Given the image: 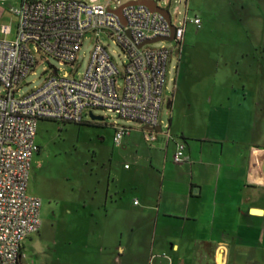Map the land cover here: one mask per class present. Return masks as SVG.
Segmentation results:
<instances>
[{
  "label": "crops",
  "instance_id": "crops-1",
  "mask_svg": "<svg viewBox=\"0 0 264 264\" xmlns=\"http://www.w3.org/2000/svg\"><path fill=\"white\" fill-rule=\"evenodd\" d=\"M254 1L221 0L213 15L243 36L220 39L205 81L185 77L166 98L168 124L155 128L143 163L133 167V176L145 178L134 192L108 180L97 206L95 189L90 205L84 201L85 238L102 243L86 248L97 255L90 264H264V39L248 35L262 30L264 0ZM7 17L0 4V21ZM131 133L114 144L135 145ZM179 142L184 153L175 163ZM124 197H134L129 218ZM24 242L18 264H33Z\"/></svg>",
  "mask_w": 264,
  "mask_h": 264
},
{
  "label": "built area",
  "instance_id": "built-area-1",
  "mask_svg": "<svg viewBox=\"0 0 264 264\" xmlns=\"http://www.w3.org/2000/svg\"><path fill=\"white\" fill-rule=\"evenodd\" d=\"M10 25L0 26V264H18L22 244L38 231L41 199L27 193L31 160L40 119L83 122L95 109L139 121L147 143L156 138L159 113L166 100L167 66L180 53L188 22L201 26L198 16L174 25L175 46H153L170 36V22L144 4L123 6L121 18L108 5L81 0H21L11 6ZM103 32L113 38L126 56L119 69L97 37L85 73L78 79L56 71L33 90L16 95L24 78L37 63L36 54L62 63L75 62L85 33ZM122 79V84L118 80ZM119 144L131 128L114 125ZM184 144L177 143L173 161H182ZM127 167V165H126ZM137 202V201H136Z\"/></svg>",
  "mask_w": 264,
  "mask_h": 264
},
{
  "label": "rangeland",
  "instance_id": "rangeland-1",
  "mask_svg": "<svg viewBox=\"0 0 264 264\" xmlns=\"http://www.w3.org/2000/svg\"><path fill=\"white\" fill-rule=\"evenodd\" d=\"M8 12V17L1 19L3 24L12 27L14 37V15L9 11L11 6H18L20 0H0ZM88 4L108 5L114 9L129 0H81ZM237 6L238 0H231ZM255 2L254 0H252ZM248 2V0H247ZM221 0H158L157 4L166 8L174 25L182 24L184 18L190 20L200 16L201 26L188 22L181 42L180 61L178 54L173 53L167 66L165 97H172L177 85L181 86L185 77L187 82L205 81L204 77L212 73L215 60V46L220 39L240 38L244 32L227 30L222 25L223 16L213 15L220 10ZM255 11L254 6H251ZM205 13V14H204ZM262 25L260 26V28ZM251 39H264L262 30L248 33ZM106 46L119 69H123L126 56L121 47L110 36L103 32L85 33L77 51L75 62L62 63L49 55L36 54L37 63L24 78L16 95L25 94L39 87L50 74H67L69 78L78 79L86 71L96 38ZM175 40L160 41L153 46H175ZM122 84V79L118 80ZM4 89L0 83V94ZM95 115L103 117L100 121H91L88 114H83V122H61L51 119H40L36 126L35 143L39 150L34 153L29 170L27 193L41 199L40 221L38 232L33 233V241L26 240L24 255L33 264H90L97 255H85L86 248L98 249L102 243L85 238L86 212L84 201L90 205L93 190L95 206L98 205L100 189L109 180L110 183L122 184L126 192H134L135 185L144 177L133 176L131 171L136 164L143 163V149L149 148L144 141L142 125L136 120H127L113 112L95 109ZM171 108L164 101L159 113V122L164 130L168 124ZM114 125L132 128L136 136L135 145L127 148L113 142ZM136 146V147H135ZM140 152L137 154V150ZM146 157H144V163ZM125 165L131 166L129 170ZM114 178V179H113ZM134 197H124L123 216L133 215ZM79 205V206H77ZM91 207V206H90ZM77 211L74 212V209ZM27 239V238H26ZM105 245H107L105 243ZM110 248L115 246L110 244ZM99 257V256H98ZM26 262V260H23Z\"/></svg>",
  "mask_w": 264,
  "mask_h": 264
},
{
  "label": "water",
  "instance_id": "water-1",
  "mask_svg": "<svg viewBox=\"0 0 264 264\" xmlns=\"http://www.w3.org/2000/svg\"><path fill=\"white\" fill-rule=\"evenodd\" d=\"M157 1L158 0H129L126 3L121 4L120 6L114 8V9H110V10L112 12H114L115 14H117L121 18V9L123 6L131 5V4H144L151 11L158 12L159 14L163 15L166 20H168L170 22V36L147 39L146 42H154V41H158L161 39L167 40V41H172L173 40L172 34L174 32L175 26L171 22V16L169 14V11L166 8L160 7L157 4ZM88 116H89L91 121H100L103 119V117L101 115H95L92 111H89ZM159 128H157V129H159Z\"/></svg>",
  "mask_w": 264,
  "mask_h": 264
}]
</instances>
